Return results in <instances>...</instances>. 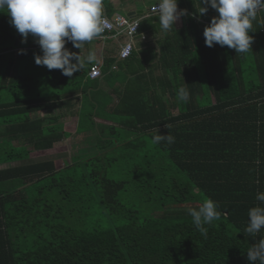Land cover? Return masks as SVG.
Returning <instances> with one entry per match:
<instances>
[{"label": "trees", "instance_id": "obj_1", "mask_svg": "<svg viewBox=\"0 0 264 264\" xmlns=\"http://www.w3.org/2000/svg\"><path fill=\"white\" fill-rule=\"evenodd\" d=\"M178 6L218 16L200 0ZM114 11L103 0V14ZM183 17L151 55L163 73L142 71L132 51L123 62H138L130 73L88 79V66L66 77L36 65L35 38L12 46L17 30L0 12V164L25 159L15 141L34 149L61 141L65 107L81 135L61 167L41 159L0 168V264H252L247 250L264 239V229L245 232L249 209L264 207L256 199L264 192V9L245 54L207 47L209 25ZM147 23L160 29L158 16ZM156 132L175 142L154 145ZM206 199L221 215L203 236L188 210Z\"/></svg>", "mask_w": 264, "mask_h": 264}, {"label": "clouds", "instance_id": "obj_2", "mask_svg": "<svg viewBox=\"0 0 264 264\" xmlns=\"http://www.w3.org/2000/svg\"><path fill=\"white\" fill-rule=\"evenodd\" d=\"M200 4L208 5L218 13L203 30L207 47L218 44L234 49L235 53L251 51L253 37L249 33L252 32V21L256 19L257 12L264 9V0H200ZM208 7L200 6L199 14H205ZM154 11L158 14L160 29L164 33L172 30L174 23L187 14L183 9L178 11V0H158ZM0 12L11 18L10 24L21 35L22 43L26 42L30 34L35 38L42 51V55L34 57L36 65L46 66L48 70L58 69L66 77L81 71L85 63L97 59L95 52L89 51L82 60L79 54L65 47L66 43L70 42L80 50L108 27L103 15V0H0ZM176 98L178 102L186 103L189 99L187 88L179 87ZM151 142L154 145L161 142L172 144L175 138L156 132ZM256 199L264 204V192L257 193ZM188 213L195 228L203 236L208 232L205 225L218 221L221 215L211 199H206L198 209H189ZM248 217L245 232L255 236L264 229V207L250 208ZM247 260L252 264L257 261L264 264V239L248 248Z\"/></svg>", "mask_w": 264, "mask_h": 264}, {"label": "crops", "instance_id": "obj_3", "mask_svg": "<svg viewBox=\"0 0 264 264\" xmlns=\"http://www.w3.org/2000/svg\"><path fill=\"white\" fill-rule=\"evenodd\" d=\"M158 0H111L112 5L116 10H120L124 12L125 14L127 12H132V17L134 18H140L139 25H141V29L139 30L138 34L135 35L133 39V52L136 56V60L138 62L142 63L141 70L144 72H151L153 74H161L163 73V69L159 65H155L156 60L155 58H152L151 55L153 53L155 56L159 54V47H158V41H160L163 36L164 32L161 31V29H152L150 24L147 23V20L150 17H155V16H145L146 11L150 3H153ZM179 7V6H178ZM180 8V7H179ZM182 9V8H181ZM187 13V12H186ZM188 14V13H187ZM158 16V15H156ZM183 16H181L175 23L174 26L176 28L180 27L182 22H183ZM143 35V38L141 37ZM124 40L123 36H115V37H107L105 39H94L90 43H85L81 49L73 48L69 49L66 47L70 52H74L80 55L81 59L83 60L89 51H94L96 54V61L92 63H96L100 66L101 69V75L104 74L103 72H110V71H121L124 73L131 72V70L135 66H138V62L128 65V64H123L124 59L118 60L116 58V51L119 46V44ZM70 43V42H68ZM149 46V47H147ZM150 47H152V51L150 50ZM42 55V51H41ZM75 63L76 61H72ZM92 63H85V66L82 69H86L87 66H89ZM115 64L116 68L112 69V65ZM118 85V83H115L114 86ZM99 87L102 90L105 91H111V87L106 84L104 81H100ZM114 96V95H113ZM116 100L115 96L113 98V102ZM76 109V108H73ZM70 108H64L63 112H61V121L63 122V132H65L66 136L63 138H67L73 135L75 136H80L74 133L75 127H76V121H77V116L71 115L70 114ZM58 110L53 109L52 113H57ZM46 110H42L38 112V115H44L46 114ZM100 120V119H97ZM108 123V121H105ZM2 131V127H0V132ZM1 139V135H0ZM60 142V141H59ZM55 143L51 148L55 147L58 145V143ZM13 147L15 148H26L28 146L20 143V142H13ZM29 148V147H28ZM47 148V149H51ZM37 150H46V149H37ZM10 163V162H8ZM6 163L0 164V166H4ZM10 166V165H7ZM6 167V166H4ZM3 168V167H0Z\"/></svg>", "mask_w": 264, "mask_h": 264}, {"label": "built area", "instance_id": "obj_4", "mask_svg": "<svg viewBox=\"0 0 264 264\" xmlns=\"http://www.w3.org/2000/svg\"><path fill=\"white\" fill-rule=\"evenodd\" d=\"M157 2L158 1H155L148 6L145 16L158 15L154 11V5ZM179 10H181V8L178 7V11ZM186 12L193 18L195 22H198L200 24H205V25L210 24L211 20L200 18L192 13H189L188 11ZM103 15H104V18L108 22V27H106L105 31L99 37L95 39L102 40L109 36L111 37L123 36L124 40L119 44L115 56L118 60L127 58L133 50V39L135 35H137L139 32L138 28H139L140 18L129 17L120 10L114 11L110 16H107L105 14ZM141 37L143 38V35H141ZM115 68H116V65L113 64L112 69H115ZM100 75H101V69L98 64L92 63L88 66L87 72H86V77L88 79H96V78H99Z\"/></svg>", "mask_w": 264, "mask_h": 264}, {"label": "rangeland", "instance_id": "obj_5", "mask_svg": "<svg viewBox=\"0 0 264 264\" xmlns=\"http://www.w3.org/2000/svg\"><path fill=\"white\" fill-rule=\"evenodd\" d=\"M29 36L27 37L26 42H23L22 44H25L28 41ZM80 139V136H71L67 137L65 139H62L57 146L46 149V150H37L32 147H26L22 149H18L17 152H23L25 153V159L20 161H13L10 163H6L4 166L7 165H14L17 163H23L28 161H36L41 159H52L54 160V163L56 167H61L63 165V161L68 159L69 156L75 151L76 147L78 146V141ZM0 166V167H4Z\"/></svg>", "mask_w": 264, "mask_h": 264}, {"label": "water", "instance_id": "obj_6", "mask_svg": "<svg viewBox=\"0 0 264 264\" xmlns=\"http://www.w3.org/2000/svg\"><path fill=\"white\" fill-rule=\"evenodd\" d=\"M126 15L129 16V17H132V12H127ZM20 36L21 35L18 32H16V35H15V38L13 40L12 46H16L18 44V42L20 40Z\"/></svg>", "mask_w": 264, "mask_h": 264}]
</instances>
